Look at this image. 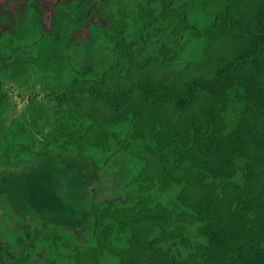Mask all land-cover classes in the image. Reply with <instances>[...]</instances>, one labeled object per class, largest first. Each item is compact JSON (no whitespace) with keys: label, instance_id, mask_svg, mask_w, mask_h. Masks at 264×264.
Wrapping results in <instances>:
<instances>
[{"label":"trees","instance_id":"obj_1","mask_svg":"<svg viewBox=\"0 0 264 264\" xmlns=\"http://www.w3.org/2000/svg\"><path fill=\"white\" fill-rule=\"evenodd\" d=\"M69 6L71 60L57 74L34 69L46 103L9 126L14 152L38 141L123 156L132 197L91 202L84 242L39 233L45 264H264V0H0V114L3 63L21 47L7 20L28 9L30 43Z\"/></svg>","mask_w":264,"mask_h":264},{"label":"rangeland","instance_id":"obj_2","mask_svg":"<svg viewBox=\"0 0 264 264\" xmlns=\"http://www.w3.org/2000/svg\"><path fill=\"white\" fill-rule=\"evenodd\" d=\"M78 16L79 8L76 9L73 6L61 8L55 17V27L51 34L32 35L34 52L16 54L17 60L9 64L10 79L7 80L5 87L11 97V106L5 113V119L19 115L30 98L38 96L36 90L27 91L24 87L17 86L18 78L25 69L24 63H36L40 72L43 70L56 72L58 67L64 66L71 60V54L64 50V42L62 46L60 45L61 40L65 38L60 28L69 23H76L79 21ZM13 19L12 17L8 19L6 26L10 27L14 36L24 37L28 33V28L33 27V21L30 23L29 20L28 9L25 12L23 10L18 19L17 17ZM47 40L59 45L60 51H57L52 58L47 57L46 53L49 52L44 49ZM195 52V49L189 50L183 60ZM92 64V60L85 57L78 63L77 70L86 72L92 68ZM2 138L4 133L0 125V140ZM93 161L95 160L91 155L41 148L36 150L30 158L13 163L8 160L6 147L4 148L0 143V197L8 203L18 218L23 219V222L14 220L13 224L24 230L26 234H30L36 229V225L29 220V217L35 214L40 223L51 222L61 225L76 238H83L88 229L86 199L89 196L92 198L118 197L112 190L111 184L119 170L123 168V160L114 158L110 160L111 165L109 171L107 170L109 176L105 177L98 171L100 168ZM5 165L16 168L9 172L3 168ZM6 192L8 196L3 198L2 195ZM128 194L121 200H127L130 196ZM177 252L184 254V250L179 249ZM12 253L13 251H9V255ZM42 253L41 250H35L28 264H42Z\"/></svg>","mask_w":264,"mask_h":264},{"label":"flooded vegetation","instance_id":"obj_3","mask_svg":"<svg viewBox=\"0 0 264 264\" xmlns=\"http://www.w3.org/2000/svg\"><path fill=\"white\" fill-rule=\"evenodd\" d=\"M62 29H66V27H61L60 30H62ZM44 35H46V34H44ZM16 37L20 39V41H21L20 46L21 47L19 50H17L16 53H14L11 60H9V61L7 60L3 63V65H5V67L8 68L9 72H11V68L9 67V64L14 63L17 60L16 54L18 55L21 52H26V53L30 54V53L34 52V50H33L34 39L33 38L30 39V43H27V42H25L26 36H24V37L16 36ZM63 42H64V47H66L65 38L63 40H61V43H60L61 46H62ZM45 44H46V46L44 47V49L49 52V53H46L47 57H49V58L54 57L56 55V52L60 51L58 44L56 45L55 43H52L51 41H48V40L45 41ZM24 64H25V69L23 70V74H21V76L18 78L17 86L20 88L24 87L25 90H27V91L36 90L38 96L37 97H31L30 100L28 101L27 105L25 106V108L23 109V111L19 115H14L13 117H11L9 119H5V113L9 110V108L11 106V97L5 89L6 84H7V80L10 79L8 77V74H7V79L4 80L3 85H2V89L8 96L9 104H8V107L5 109V111L2 114H0V125L3 128V133H4V138H2L0 140V143H1V146H3L4 148L6 147V149H7L8 160L14 163L17 160L28 159L33 155V153L36 150L41 149V148L47 149V150L54 149V150L61 151V152H74V153L84 154V153L80 152L79 150L63 151L56 146H53V145L46 146L44 144H41L38 141H36L35 143H30L26 153L15 154V152H14V141H13L14 132L9 129V126L13 122H15L16 120L24 121L23 116H25L26 118L29 117L28 109L31 105H34L37 101H43L46 103V100H45V98H43V94L40 91V83H35L34 86H32L33 82H34V81H32L34 79L32 77L33 73H34V69L39 70L37 64L34 62H26ZM67 64H65L62 67H58V70L56 72H53L51 70L50 71L43 70L42 73L43 74H49V75L60 73L66 68ZM76 69H77V67H76ZM47 106L49 108L50 104H47ZM50 121H51V115L49 113H47L44 116V118L42 120V124H41L44 127L43 133H45L48 130V125H49ZM87 155H91L94 157L95 161H93V163L97 167L100 168L99 170L98 169L97 170L99 172H101L105 177L109 176V174L107 173V170L109 171V166L111 165L110 160H112L114 158H120L121 160H123L122 161L123 162L122 163L123 168L121 170H119L118 174L114 178V182L111 184L110 180H109V184L112 185V190L116 193V195L118 197H115V198H92L89 196L86 199V210L88 212V229L86 230L83 238H81V239L76 238L69 231L65 230L61 225L51 223V222L47 223V224L40 223V221L36 218L35 214H32L29 217V220L36 225V229L33 230L30 234H26L24 232V230H22L21 228H19L18 226H15L13 224L14 220L17 219L18 222H23V219H21L20 217L18 218L17 214L12 211V209L9 207L8 203L4 202L3 199L0 197V264H4L8 259L14 258L18 255H24V254H28V258L22 264H28L31 261V259L33 257V252L35 250H38V251L41 250L43 252L42 253V264H45V258L47 255L48 246L45 242L36 241V237L39 233L46 231L47 234L53 238L54 232L52 230L58 228L61 231L68 234L71 238H73V240L75 241L76 244L84 242L86 240V237L88 236V234L92 230V217H91V210H90L91 209V202H94V201L95 202H97V201L98 202L99 201H103V202L117 201L120 203H125L126 201L131 199V197H132L131 191H129L124 186V183H123V180L125 179L127 171H128L126 161H125V157L113 156V157L104 158L103 160H98L92 154H87ZM106 166H107V169H105ZM101 167H102V169H101ZM3 168L6 171L11 172V171L15 170L16 167H12L10 165H5ZM111 178L112 177H110V179ZM105 181H107V180H105ZM126 194L130 195L129 198L127 200H121V198H124ZM7 196H8L7 192L2 195L3 198H7ZM19 236L22 239L19 238ZM46 237H48V236L47 235H41V238H43V239H45ZM9 251H13V253L11 255H9Z\"/></svg>","mask_w":264,"mask_h":264}]
</instances>
